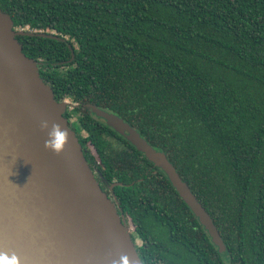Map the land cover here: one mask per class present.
<instances>
[{"label": "trees", "instance_id": "trees-1", "mask_svg": "<svg viewBox=\"0 0 264 264\" xmlns=\"http://www.w3.org/2000/svg\"><path fill=\"white\" fill-rule=\"evenodd\" d=\"M143 264H264V0H0ZM162 153L212 220L96 115ZM93 172V171H92Z\"/></svg>", "mask_w": 264, "mask_h": 264}, {"label": "water", "instance_id": "water-1", "mask_svg": "<svg viewBox=\"0 0 264 264\" xmlns=\"http://www.w3.org/2000/svg\"><path fill=\"white\" fill-rule=\"evenodd\" d=\"M0 8V264H143L79 139ZM96 115L167 175L211 241V218L166 157L113 114ZM59 129V152L45 147Z\"/></svg>", "mask_w": 264, "mask_h": 264}, {"label": "clouds", "instance_id": "clouds-1", "mask_svg": "<svg viewBox=\"0 0 264 264\" xmlns=\"http://www.w3.org/2000/svg\"><path fill=\"white\" fill-rule=\"evenodd\" d=\"M67 133L60 131L57 129L51 136V138L45 142V147L51 151L59 152L61 150V146L57 143V138L59 136H66Z\"/></svg>", "mask_w": 264, "mask_h": 264}, {"label": "flooded vegetation", "instance_id": "flooded-vegetation-1", "mask_svg": "<svg viewBox=\"0 0 264 264\" xmlns=\"http://www.w3.org/2000/svg\"><path fill=\"white\" fill-rule=\"evenodd\" d=\"M65 113H66V111H65ZM102 120H103V119H102ZM69 125L72 126V124H71L70 122H69ZM89 166L91 167V169H92V171H93V173H94V176H95L96 180L98 181V183H99L101 189H102V190L108 195V197H109L110 199L113 198V197H112V193H111V188H112L114 185L112 184V185H110V186H106L107 184H106L105 180L101 177V175H100L98 172H96V165H95V164H92V165L89 164ZM112 200H113V199H112Z\"/></svg>", "mask_w": 264, "mask_h": 264}, {"label": "rangeland", "instance_id": "rangeland-1", "mask_svg": "<svg viewBox=\"0 0 264 264\" xmlns=\"http://www.w3.org/2000/svg\"><path fill=\"white\" fill-rule=\"evenodd\" d=\"M129 228V230H130V227H128Z\"/></svg>", "mask_w": 264, "mask_h": 264}]
</instances>
